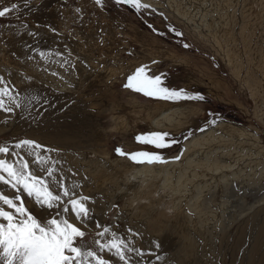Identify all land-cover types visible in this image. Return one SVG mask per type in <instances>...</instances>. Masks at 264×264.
I'll return each mask as SVG.
<instances>
[{"label":"rangeland","instance_id":"rangeland-1","mask_svg":"<svg viewBox=\"0 0 264 264\" xmlns=\"http://www.w3.org/2000/svg\"><path fill=\"white\" fill-rule=\"evenodd\" d=\"M13 2L20 3L19 14L12 13L9 14L7 19L0 18V25L6 26L0 30V59L3 57L10 58L15 62L18 61L16 62L19 64L18 66L31 69L34 64V60L41 59V57L38 53H33L31 49L23 48V44L28 43L32 44L34 48L39 47L41 50L46 51L48 53V55L46 54L48 58H50L51 55L54 56L55 51H62L63 49V52L65 51L69 55L76 54L79 61L85 60L83 64L86 65V71L85 74L82 72L80 74V72H78L77 75L74 72L73 75L77 78L75 81L71 80V74L67 73L68 78L62 79L67 86L66 88L64 86H60L61 89L59 91L47 88L43 82L39 81V77L37 76V95L31 99L32 101L29 102L28 108L26 105L22 104L23 96L20 92L23 87L33 86L36 79L30 81L31 85L29 81L22 80L20 83L23 85L18 86L17 82L13 78L14 76H17V74L18 77H20L18 70L13 69L10 74L5 72L3 78L0 76V78H2L0 87L11 88L13 92H10L9 95H17V98L21 103L20 108H15L13 102H6L7 98H5L6 104L11 105L12 103L14 112L8 113L0 110V126L4 125L3 127L5 128L4 130H0V146H9L10 150L15 151L13 146L16 143L23 139H32L36 143L44 146V150L41 151V155H46L48 153V149L52 150V153L56 158L53 159V161H48V163L46 162L47 164H52L48 167H53L56 162H58V164L71 165V160H68V158L74 153L82 155V158H88L90 161L103 156H109L112 160L115 158H123L136 166L137 163L131 161L127 156L118 155L117 149H120L125 153H134L137 151H157L153 147L139 144L135 139L137 135L148 133L152 131V129H150L148 125L139 123V126L135 127L131 133L127 134L124 131H119L121 128L117 126L118 122L112 117V115L115 112L132 114V116H135V120L137 121L138 114L144 112L141 111V109L136 108L138 106L147 107L150 104L164 105L165 103L168 105H176V103L145 96L143 93L136 92L134 89L126 87L128 77L133 75L137 69L134 71H128L127 69H124V66L131 65V63L134 64L143 62V65L141 66L140 64L139 68L146 67L147 75L151 76L154 74L167 73L169 76L167 81L168 84L174 85L178 88L195 90L205 96V102L179 103L188 104L189 106L194 107V109L199 110L196 112H200L196 115V117H194V120L190 123L191 125L189 124L190 126H186L184 129L177 132L158 130L159 132L171 133L178 137L181 141L179 144L163 150L167 162L181 160L184 147L193 136L206 132L216 126V124L213 126L209 122V118L213 113L221 116V121L246 128V130L250 133V138L252 137L253 140H259L261 143L260 145L264 147V101L262 99L264 98V73H259L264 64V20L259 23L258 29L254 31L255 34H250L248 32L250 35L249 41L252 40L248 51H246L242 45H237L239 62L242 64V67L239 62H236L242 69L241 79L244 82L248 75L254 79L252 81H255V84H257L259 79L260 85L256 87L254 86V90L252 91L245 86V83L243 85L242 82L234 75L231 68L215 47L208 41L203 40L196 35L195 31L192 30L193 26L191 21L190 28H187L182 18L177 17L175 14H170L164 9L151 5V9H155L154 13H143L138 15L130 7L116 6L112 3V0H108L106 10H102L100 7L95 5L93 0H63L62 12H72L70 15L72 17V33L66 44L59 42L58 45H55L52 43L54 38H59V36L62 35H54V33L47 26L51 25L52 27H56L57 23L61 20L62 13H59V11H61V0H29L26 7L22 3V0H0V10H2L5 6H10ZM77 7L82 10L79 14L75 11ZM257 9L260 10L258 7ZM36 10H38V14H35ZM213 10L214 8L211 9L208 5H201L189 8L187 13L189 17L194 18V25L201 26L205 29L208 28L207 24L212 21L211 13ZM256 14H258L257 11H255V15ZM44 16L45 18H43ZM242 17L243 16L241 15L237 24L236 32H239V34H237L238 40L243 38L242 29L245 27V20L243 21V24H241L240 19ZM43 20H46L47 22H43ZM91 20L94 21L91 22ZM25 22L40 33V43L38 45L35 44L29 36L24 35L27 30L20 27V25ZM96 23H98L100 27H98ZM37 24H39L40 27H36ZM105 24L107 26H114L117 31L115 30L109 32L107 35L104 31L105 29L102 28ZM147 24H152L159 33H167V35L158 34L157 31H153L147 27ZM169 28H174L175 32L169 31ZM6 29L11 31V35L4 34ZM16 30H18V32ZM51 32L52 34H50ZM177 32L182 33V35L177 36L175 34ZM114 34L116 36H113ZM93 38H95V41L92 40ZM83 42L86 43V46ZM87 43H89V45ZM185 44L188 45L187 48L184 47ZM83 45L85 47H83ZM144 45L147 46V49H144ZM93 47L94 49L92 50ZM68 48L69 52H67ZM95 48L98 49L96 50ZM82 50L87 51L88 54L84 55ZM29 55L33 56L31 60L28 59ZM92 58L95 62L98 61L99 64L97 65V63H95L94 66L86 62L87 59ZM251 59L253 61V65H250L249 63ZM2 66L5 65L1 64L0 61V68ZM70 67L75 69L76 64H72ZM248 70L251 71L249 74ZM48 71L51 70L48 69ZM55 74L57 75V72H55ZM21 75V77H23L24 73ZM255 76L258 79H256ZM37 98H40V106H35ZM44 101L47 103H44ZM52 111H54L53 114L49 115ZM153 111L155 114H158L157 111ZM97 114L101 118V120H99V126H94L90 130L89 134L84 135V137L81 136V138H78L75 141L76 148H81L80 145L82 143L85 145L86 148L84 149L87 151L81 149L74 150L73 141H69L66 144H60L58 142L42 141L29 134L36 126L38 128L45 123L53 124L54 129L57 130L60 128L59 120L62 118L65 120L66 127L64 130L67 132L69 121H76L80 124L84 122L82 121L83 119L88 120L90 118L91 120H95L97 118ZM201 128L206 129V131H201ZM77 129L80 131L81 127H78ZM189 130H191L190 136L186 135ZM93 132L97 136H95ZM22 152L27 154L26 149L25 151L23 149ZM181 153L182 155H180V159H175V157ZM9 155L0 154V158L12 162L13 157ZM21 157L25 159L30 156L26 157L25 154H23ZM82 162L84 161L82 160ZM15 163L16 166H18L20 162L17 159ZM29 170L31 171L30 167ZM42 171L43 174L45 173L47 175L46 170ZM61 173L62 174L59 173V178L58 175H56L54 179L59 181L61 177H63L64 185L69 189H72L75 185L76 195L74 198L79 199L81 196H87L90 198V201L93 202H89L87 206L91 209L92 213H94L93 219L95 222L110 227L113 231L119 234L118 236H121L122 234V236L125 238L127 237V239H135L134 242L137 249H141L143 251L148 249L151 251L148 244L150 243L149 240L153 239L143 238L145 233L144 227L129 224L130 217L125 214L126 208H124V206L126 205V202L124 197L117 199L115 202L116 204H112L111 199L108 196L104 198V196L102 197L99 193H97L96 189L98 186L96 184H92L85 189V185L79 184V181H77L76 178L70 179V177H73L72 172L68 175V179L64 176V172ZM53 184L56 187L55 188L53 186L55 192L59 193L61 189L57 186V184ZM7 187L8 186L4 185L5 190ZM261 190V193H263L264 182H262ZM11 191L14 193L13 190ZM252 191L254 190L251 189L250 192ZM255 191H257L256 188ZM85 193L87 194L85 195ZM241 193L243 192H240L239 197H242ZM252 193H249V198H247L250 203L256 202L255 200L257 195ZM92 195L94 196L92 197ZM237 197L238 196L235 198L233 197L232 200H235ZM103 199L106 200L104 201ZM33 202L30 200L26 201V207L30 210L34 209ZM239 202L240 201L238 200L233 201L232 205L235 209L239 208ZM62 206L69 207V211H72L69 198H64V204ZM107 208H110L108 212ZM95 209H101L102 213L96 212ZM105 213L106 217L104 218L101 215L105 216ZM43 215L45 216V219L52 218V216L55 215V211L52 210L50 216L49 213H43ZM116 218H118V220H116L117 226L112 227ZM77 226L81 227V229L85 231L83 243L91 247L93 250H97L94 241L101 239L96 235V233L97 231H101L102 228L98 230L94 226L93 221H89V227L87 228H82L80 224H77ZM128 229H132L134 232L143 236L140 238L141 242L137 241L139 235L135 236L136 238L132 235L126 236V233H129ZM233 234L234 232L232 231L231 237L228 241L229 244L232 240ZM107 239L108 236L106 235L102 242ZM231 245L232 244H230L229 247H231ZM222 246V244L220 246H215L218 254L217 258L216 256L214 258H216L215 260L217 261V264H223V262L224 264H230V257L227 256L225 248ZM244 246L248 247L247 245ZM98 254L102 255L105 259L112 261V264H120L118 260L114 257H110L106 252ZM249 256L250 255L247 252L246 256L243 255L242 258L249 261ZM1 260L2 259L0 258V261ZM141 260L145 259L134 256L131 264H141ZM149 261L150 260L146 259L142 262V264H148ZM0 264L4 263L1 261ZM171 264H174V262Z\"/></svg>","mask_w":264,"mask_h":264},{"label":"bare ground","instance_id":"bare-ground-1","mask_svg":"<svg viewBox=\"0 0 264 264\" xmlns=\"http://www.w3.org/2000/svg\"><path fill=\"white\" fill-rule=\"evenodd\" d=\"M141 1L182 18L187 28H190L191 21L193 26V29H191L195 31L199 38L208 41L215 47L243 85L245 83V86L252 91L254 90V86L260 85L259 79L256 76V79H258L257 84L248 75L244 82L241 79L242 69L237 63L239 62L237 45H242L246 51L250 48L252 40L250 39L251 41H249V33L255 34L254 31L258 29L259 23L264 20V0ZM201 5H208L211 9L214 8L211 13L212 21L207 24L208 28L205 29L194 25V18L189 17L187 13L189 8ZM255 11L258 14L255 15ZM59 13H62V18L58 23L56 22L57 26L55 28L59 29L58 31L62 36L54 38L52 43L55 45H58L59 42L66 44L72 33V17L70 16L72 12H62L61 10ZM241 15L243 16L240 19L241 24L245 20V27L242 29L243 38L238 40L237 34L239 32L237 33L236 30ZM43 22L47 21L43 20ZM96 24L100 27L98 23ZM102 28L105 29L106 34L116 30L114 26H107L106 24ZM4 34L11 35V31L6 29ZM113 36L116 35L114 34ZM83 44L86 46L85 42ZM87 44L89 45V43ZM85 46L83 45V47ZM146 47L144 45V49H147ZM63 50L55 51L54 56L51 55L50 58L46 56V58L34 60L31 69L18 66L19 64L16 63L18 61L15 62L10 58L3 57L0 59L1 64L5 65L2 66L3 68H0V76L2 78L5 72L10 74L13 69H16L19 71L20 77L17 74L13 78L18 86L23 85L20 83L22 80L30 82L36 79L33 86L23 87L20 92L23 96L22 104L26 105L27 108L29 102L32 101L31 99L37 95V76L39 77V81L43 82L47 88L59 91L61 89L60 86H64L65 88L67 86L62 81V79L68 78L67 73L71 74L70 79L73 81L77 79L73 75L74 72L76 75L78 72L85 74L86 65L83 64L85 60L79 61L76 54L69 55L65 51L63 52ZM57 52L60 55H57ZM67 52H69V48ZM82 52L84 55L88 54L87 51L82 50ZM45 53L48 55L46 51ZM252 59L249 61L250 65H253ZM86 62L92 65L95 63L99 64L93 58L87 59ZM142 63H131V65L124 66V69L134 71L139 68L140 64L142 66ZM72 64H76L75 69L70 67ZM48 69L51 71H48ZM55 72H57V75ZM250 72L248 70V74ZM20 73H24L23 77H21ZM259 73H264V64ZM45 97L48 98L47 96ZM262 99L264 101V98ZM136 108L144 111L138 114L137 121L132 114L115 112L112 115L118 122L117 126L121 128L119 131H124L127 134L131 133L140 123L148 125L152 131L177 132L186 126H190L194 117L200 113L196 112L199 110L194 109V107L188 104H150L147 107L138 106ZM153 110L157 111L158 114H155ZM53 112L49 113V115H52ZM96 116L95 120H91L90 118L88 120L83 119L82 121L84 122L81 121V125L76 121H69L67 132L64 130L66 123L62 118L59 120L60 128L57 130L54 129L53 124L45 123L38 127L39 129L35 125L36 127L29 134L42 141L58 142L60 144L73 141L74 150H85L84 148L86 147L82 143L80 145L81 148H76L75 141L81 138V136L84 137V135L89 134L94 126H99L101 118L98 114ZM3 126H0V130L5 129ZM78 127H81L80 131L77 129ZM93 134L97 136L94 132ZM260 144L259 140L250 138V133L246 128L221 121L214 128L193 136L186 143L183 156L178 161L153 165L137 164L135 166L123 158L112 160L109 156H103L90 161L88 158H82V155L74 153L68 158V160H71V165L56 163L53 166L56 169L54 176L49 177L48 174H43L42 169L52 165L51 163L41 164L34 161L33 157L25 158V160L28 161L31 171L48 182L54 192V177L58 175L59 178L60 174H62L61 172H64V176L68 179V175L72 172L73 177H70V179L76 178L79 184L85 185V189L92 184H96L98 186L96 189L97 193L102 197L104 196V198L108 196L112 204H116L117 199L124 197L126 202L124 206L126 208L125 214L130 217L129 224L142 226L145 230L144 237L139 235L137 241L141 242V237L153 239L149 240L150 243L148 244L151 251L148 249L144 251L145 253L152 252V255L140 257L150 260L151 264H158L154 258L157 253L161 256L160 264H171L172 262L174 264H217L215 259L217 258L218 251L215 246H220L221 244L224 246L227 256L230 257V264H264V192L261 193L262 182H264V147ZM14 150L18 154L20 153V156L25 154L28 157L26 153L22 152L23 149ZM46 155L49 158L48 161H53L56 158L52 151H48ZM255 188L257 191H255ZM251 189L254 190L252 191L253 193L250 192ZM11 190L9 186L5 190L4 185L0 184V192L13 196L12 194L14 193ZM240 192H243L241 193L242 197H239ZM249 193L257 195L256 202H248ZM236 196L238 197L232 200ZM25 199L26 201H34L27 197ZM236 200L240 201L238 209H235L232 205L233 201ZM109 209L107 208V212ZM95 210L102 213L101 209ZM49 212L52 213V210H49ZM106 213L105 216H101L105 218ZM62 215L70 223L74 222L79 225V222L75 220L73 211L63 213ZM116 220L118 218L115 219L112 227L117 226ZM81 226L85 228L83 225ZM232 231L234 234L230 244L233 246L229 247L228 241ZM128 235L131 234L126 233V236ZM156 242H159L161 245V248L158 250L153 247ZM244 245H247L249 249ZM247 252L250 255L249 261L242 258L243 255L246 256ZM215 256L216 258H214ZM0 258L5 264V258L2 256ZM145 260L141 261L144 262Z\"/></svg>","mask_w":264,"mask_h":264},{"label":"snow or ice","instance_id":"snow-or-ice-1","mask_svg":"<svg viewBox=\"0 0 264 264\" xmlns=\"http://www.w3.org/2000/svg\"><path fill=\"white\" fill-rule=\"evenodd\" d=\"M95 5L102 10L107 9L108 0H93ZM26 7L29 0H22ZM116 6H127L134 10L138 15L143 13H154L155 9L151 6L142 3L141 0H112ZM63 8V0H61V10ZM20 3L13 2L10 6H5L0 10V18L7 19L9 14H19ZM75 11L79 14L82 10L77 7ZM35 14H38L36 10ZM59 15V13H58ZM147 27L153 31H157L152 24H147ZM5 25H0V30L5 28ZM20 27L27 31L24 35L29 36L35 44L40 43V33L30 27L26 22ZM36 27H40L39 24ZM54 34L60 35L57 28L51 25L47 26ZM18 32V30H16ZM169 31L175 32L174 28H169ZM15 34V33H14ZM167 35V33H159ZM181 36L182 33H175ZM184 47H188L187 44ZM24 49H31L33 53H38L41 58L46 56L45 51L39 47H33L32 44L24 43ZM57 55H60L57 52ZM32 55L28 56L31 60ZM169 76L167 73L154 75L146 74V67L138 68L135 73L128 77L126 87L134 89L136 92L143 93L145 96L153 97L159 100L179 104L181 102H205V96L195 90H187L178 88L167 83ZM2 82V78H0ZM13 92L11 88L0 87V110L8 113L14 112L15 108H20L21 103L17 95H9ZM13 102L8 105L5 102ZM40 98H37L35 106H40ZM44 103H47L44 101ZM222 120L221 116L212 114L209 122L214 126ZM207 123V122H206ZM201 131L206 129L201 128ZM191 135V130L186 134ZM139 144L147 145L155 148L157 151H137L134 153H125L117 149L120 156H127L131 161L137 164L153 165L158 163H166L167 159L163 153L164 149L173 147L181 141L178 137L168 132H148L139 134L135 137ZM14 149H26L27 155L33 157L34 161L44 164L48 162L47 155H41L44 146L36 143L32 139H23L16 143ZM47 151H52L48 149ZM0 154L11 155L13 162H9L0 158V184L9 186L13 192V196H9L0 192V256L5 258V264H112V261L105 259L98 253H107L110 257H114L120 264H131L133 257H142L144 255H152V252L145 253L141 249L135 247L133 239L124 238L122 235L113 231L106 225H101L94 221V213L87 206L90 198L81 196L79 199L74 198L76 195L75 185L72 189L65 187L64 178L59 181L53 179V183L61 189L59 193L54 192L50 184L36 175L35 172L29 170V163L23 157L9 146H0ZM177 155L175 159H180ZM21 161L19 167L16 166V160ZM58 163V162H56ZM46 170L49 177L54 176V167H48ZM25 197L34 200V209L30 210L26 207ZM64 198H69V203L75 215V220L85 228L89 226V221H93L94 226L101 231H97L96 235L101 239L94 241L97 250H93L88 245L83 243L85 231L78 227L76 223H70L62 214L69 212V207H63ZM49 210L55 211L52 218L45 219L43 213H49ZM128 232L133 236L139 234L132 229ZM108 236L107 240L104 239ZM154 249H160L159 242L154 244ZM155 260L160 264L161 256L159 253L155 255ZM142 264V261H141ZM151 264V261L148 262Z\"/></svg>","mask_w":264,"mask_h":264}]
</instances>
